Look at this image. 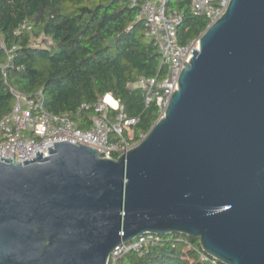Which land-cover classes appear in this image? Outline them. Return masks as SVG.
Here are the masks:
<instances>
[{"label": "water", "instance_id": "obj_1", "mask_svg": "<svg viewBox=\"0 0 264 264\" xmlns=\"http://www.w3.org/2000/svg\"><path fill=\"white\" fill-rule=\"evenodd\" d=\"M190 54L126 152L61 141L0 158V264H108L143 234L264 264V0H228Z\"/></svg>", "mask_w": 264, "mask_h": 264}, {"label": "trees", "instance_id": "obj_2", "mask_svg": "<svg viewBox=\"0 0 264 264\" xmlns=\"http://www.w3.org/2000/svg\"><path fill=\"white\" fill-rule=\"evenodd\" d=\"M189 3L168 2L184 12L176 34L180 44L197 38L208 24L204 16L189 13ZM24 21L30 29L16 34ZM42 35L50 36L52 43L33 47L31 41ZM0 39L7 48L16 47L14 65L24 66L9 68L7 83L27 96L37 97L40 91L46 111L69 115L81 129L89 127L94 105L108 93L128 116L138 118L134 143L159 117L155 100L145 106L142 90L128 87L138 76L161 79L166 68L156 42L145 35L138 9L129 8L125 0H0ZM4 60L0 51V64ZM13 103L0 72V117ZM178 237L160 236L141 254L129 251L116 264H200L194 250L182 253ZM187 238L199 247L197 239Z\"/></svg>", "mask_w": 264, "mask_h": 264}, {"label": "built area", "instance_id": "obj_3", "mask_svg": "<svg viewBox=\"0 0 264 264\" xmlns=\"http://www.w3.org/2000/svg\"><path fill=\"white\" fill-rule=\"evenodd\" d=\"M129 8L138 9V18L142 20L145 35L153 39L161 56V63L166 68L161 79L138 76L129 83L130 88H139L143 92V103L147 106L155 100L159 116L172 94L178 80L183 63L188 60L192 49H196L198 37L186 44L177 41V29L182 24L184 12L168 5L169 0H125ZM228 0H190L188 11L194 16H204L208 24L215 21L224 11ZM207 24V25H208ZM30 29L27 21L20 24L15 31L19 34ZM46 39V41H45ZM52 43L51 37L42 35L31 41L33 47ZM16 47L7 48L0 39V51L5 60L0 64V72L4 82L13 95L14 103L9 113L0 117V158L22 162L35 157L34 151L42 152L43 157L48 155L47 147L53 143L66 141L75 144L78 142L95 148L102 157H116L126 152L134 141V126L137 117H130L123 110L119 101L110 93L105 94L95 105V113L87 129L79 128L67 114H53L43 107L41 92L37 97L27 96L7 83V70H21L23 65H14L13 56ZM87 107L82 104L81 108ZM113 113V119L110 115ZM144 134H140L142 138ZM140 138V139H141ZM159 235L143 234L130 242L120 243L112 250L108 264H116L129 251L142 250L160 241ZM181 244L185 255L194 250L200 264H221L196 247L187 236L176 239ZM188 261L194 260L188 256Z\"/></svg>", "mask_w": 264, "mask_h": 264}, {"label": "rangeland", "instance_id": "obj_4", "mask_svg": "<svg viewBox=\"0 0 264 264\" xmlns=\"http://www.w3.org/2000/svg\"><path fill=\"white\" fill-rule=\"evenodd\" d=\"M110 118L113 119V113L110 115ZM170 235H172V234H170Z\"/></svg>", "mask_w": 264, "mask_h": 264}]
</instances>
